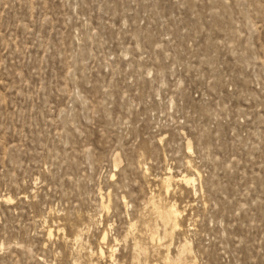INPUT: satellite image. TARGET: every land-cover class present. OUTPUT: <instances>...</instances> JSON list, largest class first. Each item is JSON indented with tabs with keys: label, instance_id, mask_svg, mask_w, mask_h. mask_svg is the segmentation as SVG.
Here are the masks:
<instances>
[{
	"label": "rangeland",
	"instance_id": "obj_1",
	"mask_svg": "<svg viewBox=\"0 0 264 264\" xmlns=\"http://www.w3.org/2000/svg\"><path fill=\"white\" fill-rule=\"evenodd\" d=\"M95 263L264 264V0H0V264Z\"/></svg>",
	"mask_w": 264,
	"mask_h": 264
},
{
	"label": "bare ground",
	"instance_id": "obj_2",
	"mask_svg": "<svg viewBox=\"0 0 264 264\" xmlns=\"http://www.w3.org/2000/svg\"><path fill=\"white\" fill-rule=\"evenodd\" d=\"M189 145H188V147L189 148H192V146H191V143H188ZM192 168V167H191ZM170 170V169H169ZM196 170V169H195ZM194 170V171H195ZM195 180V178L193 177V176H190V175H182L181 177H178V176H176V175H174V174H172V172H170L169 174H166L164 177H162V183L161 184H163L162 186H164V188L163 189H166V191H168L169 192V190H170V187H171V185L173 184V183H177V182H185L186 184H193V181ZM159 195V194H158ZM155 196V195H154ZM159 198H160V195H159ZM163 198V197H162ZM7 199H10V197L9 198H7ZM151 199V198H150ZM165 199V198H164ZM154 201V203H152V204H154V206H155V208L157 209V211H158V213L157 214H159V216L161 217V218H163V220L165 219L168 223H171L172 225H173V227L174 228H178L179 229V227L181 226V222H180V216H181V210L178 208V206L175 204V203H173L174 201H170V202H168V204L166 203H164L162 200H159V201H156V200H153ZM152 201V202H153ZM167 201V200H166ZM156 214V215H157ZM155 216V215H154ZM158 218V216L156 217V218H158V219H161V218ZM156 220V219H155ZM162 220V219H161ZM164 220V221H165ZM157 221V220H156ZM158 223V222H157ZM161 223V222H160ZM133 224V223H132ZM165 224L166 225H168L166 222H165ZM164 224V225H165ZM161 225V224H160ZM162 226V225H161ZM165 227V226H164ZM164 227H161V228H164ZM150 228V227H149ZM151 229V228H150ZM51 230V229H50ZM155 231V230H154ZM160 231V230H159ZM52 231H50L49 232V234L51 233ZM172 232H173V230H172ZM148 233H149V231H148ZM162 233V232H161ZM163 235H165V234H163ZM172 235V234H171ZM78 236V235H77ZM104 237H103V239L105 240L106 239V233H104V235H103ZM155 237V236H154ZM160 238V237H159ZM162 239H163V237H161ZM152 239V238H151ZM154 239V238H153ZM158 240V239H157ZM161 241V240H160ZM167 244V243H166ZM162 245H164V244H162ZM170 246V245H169ZM162 247H164V246H162ZM159 248V247H158ZM181 248H183V247H181ZM157 250V249H156ZM136 252V251H135ZM139 253H140V250L138 251ZM144 252H146V251H144ZM165 252V251H164ZM100 253H104V250L102 249L101 251H100ZM179 254V253H178ZM180 255V254H179ZM178 255V256H179ZM135 256V255H134ZM137 256V255H136ZM170 256V255H169ZM168 256V257H169ZM146 257V256H145ZM144 257V258H145ZM167 257V256H166ZM180 257H181V255H180ZM178 258V257H177ZM138 259V258H137ZM166 260V259H165ZM167 261V260H166ZM174 261H176V259L174 260ZM142 261H140V263H141ZM145 262V261H144ZM143 263V262H142ZM96 264V263H95Z\"/></svg>",
	"mask_w": 264,
	"mask_h": 264
}]
</instances>
